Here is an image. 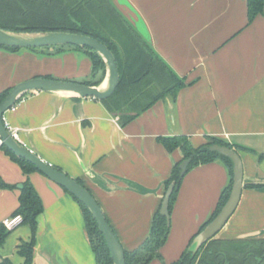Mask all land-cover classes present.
Segmentation results:
<instances>
[{
  "label": "crops",
  "instance_id": "obj_1",
  "mask_svg": "<svg viewBox=\"0 0 264 264\" xmlns=\"http://www.w3.org/2000/svg\"><path fill=\"white\" fill-rule=\"evenodd\" d=\"M155 52L185 78L175 98L158 99L125 125L101 100L32 91L5 111L18 140L83 185L99 203L123 249L136 247L149 231L164 184L180 149L168 151L157 136L184 134L197 146L206 136L245 145L240 150L244 183H264V12L247 22V0H112ZM92 61L82 50L0 48V92L35 76L89 78ZM257 152V153H256ZM39 194L31 264H95L84 215L63 187L38 171L25 174L0 147V222L18 205L21 183ZM229 181L220 160L197 165L180 183L170 231L160 252L176 260L209 218ZM0 245V258L22 264L17 245L31 238L23 224ZM11 229V231L13 230ZM13 230V231H14ZM220 239H264V187H243ZM148 264H163L152 259Z\"/></svg>",
  "mask_w": 264,
  "mask_h": 264
},
{
  "label": "trees",
  "instance_id": "obj_2",
  "mask_svg": "<svg viewBox=\"0 0 264 264\" xmlns=\"http://www.w3.org/2000/svg\"><path fill=\"white\" fill-rule=\"evenodd\" d=\"M263 12L264 0H247L248 23ZM0 28L18 31H68L90 35L105 43L115 56L119 71V83L115 91L101 101L111 114L118 117L121 125L128 123L158 99L167 95L175 98L179 89L187 84L185 78L176 74L155 52L149 40L132 25L112 0H0ZM0 48L9 51L20 49L19 47L3 45H0ZM29 49L34 51L46 50L49 54H57L66 49L82 50L90 57L92 68L89 78L77 82L98 85L103 79L105 67L102 59L87 47L68 44ZM42 77L54 78L51 75ZM9 89L0 92V101ZM156 140L168 151L178 148L182 153V158L175 162L164 184L166 191L169 184L174 183L168 204L169 215L184 176H179V164L182 160L189 159L186 172L197 165L220 160L225 164L229 174V181L222 189L216 207L209 218L189 238L179 257L168 264H264V239L234 240L213 237L202 244L196 252L191 249L193 238L222 208L232 184L231 159L217 151L210 150L209 147L212 144L227 145L238 152L240 150L255 152L254 149L209 135L206 136L205 142L197 146H194L190 138L184 134L157 136ZM1 147L21 166L25 174L32 171L40 172L29 161L16 156L4 145ZM257 154L259 159L264 157V152ZM54 167L62 171L58 166ZM75 179L83 185L81 179ZM0 186L4 188L15 187V185L4 183L1 180ZM244 187H264V183H245ZM63 189L68 192L65 188ZM70 195L81 206L95 264H112V258L104 237L89 210L76 197ZM161 201L151 218L147 235L133 249H124L125 264H148L154 258H158L163 264H166L160 249L168 238L170 221L160 212ZM42 211V200L27 178L21 183L18 205L12 212V215L20 214L22 219L19 224H27L31 231V238L27 241H21L16 248L17 253L23 258L22 264H31L32 262L38 216ZM10 231L11 229H7L3 222H0V245ZM0 264H12V262L8 257H2Z\"/></svg>",
  "mask_w": 264,
  "mask_h": 264
},
{
  "label": "water",
  "instance_id": "obj_3",
  "mask_svg": "<svg viewBox=\"0 0 264 264\" xmlns=\"http://www.w3.org/2000/svg\"><path fill=\"white\" fill-rule=\"evenodd\" d=\"M68 44L87 47L102 59L105 67L102 81L98 85H87L73 80L35 76L18 82L8 90L5 97L0 101V138L2 140V145L11 150L16 156L32 163L42 174L65 188L70 194L85 205L104 237L112 258V264H125L124 249L113 228L107 221L99 203L91 192L75 178L58 170L19 140L14 138L5 127L3 121V114L5 111L11 108L28 92L44 91L53 94H65L73 98L91 97L103 100L115 91L119 83V71L115 56L108 46L98 39L90 35L68 31H18L0 28V45L3 46L39 48ZM209 148L210 150L217 151L231 159L233 171L232 184L229 195L220 211L193 238L191 243V249L193 252H196L202 244L215 237V235L222 229L236 209L242 189L245 185L243 178V163L239 152L233 147L227 145L212 144ZM188 163L189 159H184L179 164L180 177L185 174ZM173 187L174 183H170L163 195L160 206V212L166 216L168 221H170L168 204Z\"/></svg>",
  "mask_w": 264,
  "mask_h": 264
},
{
  "label": "built area",
  "instance_id": "obj_4",
  "mask_svg": "<svg viewBox=\"0 0 264 264\" xmlns=\"http://www.w3.org/2000/svg\"><path fill=\"white\" fill-rule=\"evenodd\" d=\"M14 106V105H13ZM12 106V107H13ZM3 121H4V124H5V127L7 128V130L11 133V135L16 138L18 140V134H17V131H18V128L16 127H13L11 125H9L6 120H5V117H4V114H3ZM2 146V140L0 138V147ZM21 215L20 214H15V215H11L10 217L8 218H5L2 222L4 224V226L7 228V229H12L14 228L15 226L19 225V223L21 222Z\"/></svg>",
  "mask_w": 264,
  "mask_h": 264
},
{
  "label": "rangeland",
  "instance_id": "obj_5",
  "mask_svg": "<svg viewBox=\"0 0 264 264\" xmlns=\"http://www.w3.org/2000/svg\"><path fill=\"white\" fill-rule=\"evenodd\" d=\"M75 81V80H74ZM76 81H82V80H76ZM26 228H28V230H29V232H30V227L27 225V224H23ZM13 229V228H12ZM17 229L19 230V228H16L14 231L12 230V231H10V233L6 236V240L8 239V238H12L13 236H15V234L16 233H18V231H17Z\"/></svg>",
  "mask_w": 264,
  "mask_h": 264
}]
</instances>
